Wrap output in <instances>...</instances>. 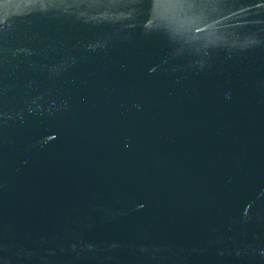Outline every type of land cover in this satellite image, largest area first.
Returning <instances> with one entry per match:
<instances>
[{"label":"water","instance_id":"95a60500","mask_svg":"<svg viewBox=\"0 0 264 264\" xmlns=\"http://www.w3.org/2000/svg\"><path fill=\"white\" fill-rule=\"evenodd\" d=\"M0 264H264V0H0Z\"/></svg>","mask_w":264,"mask_h":264}]
</instances>
